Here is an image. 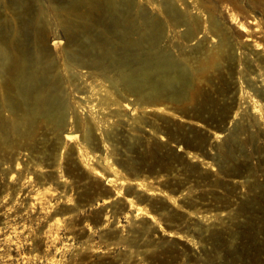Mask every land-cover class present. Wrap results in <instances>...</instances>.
I'll return each instance as SVG.
<instances>
[{"label":"rangeland","instance_id":"rangeland-1","mask_svg":"<svg viewBox=\"0 0 264 264\" xmlns=\"http://www.w3.org/2000/svg\"><path fill=\"white\" fill-rule=\"evenodd\" d=\"M162 2L0 0V49L20 69L15 83L7 75L13 92L0 82V264H264V119L243 106L215 120L240 97L264 100V0H196L190 39ZM62 24L80 33L69 47ZM120 70L140 93L113 87ZM45 82L67 104L57 128L31 123L22 103ZM160 91L186 98H147ZM197 109L215 121L189 117ZM230 121L246 129L236 142Z\"/></svg>","mask_w":264,"mask_h":264},{"label":"bare ground","instance_id":"bare-ground-1","mask_svg":"<svg viewBox=\"0 0 264 264\" xmlns=\"http://www.w3.org/2000/svg\"><path fill=\"white\" fill-rule=\"evenodd\" d=\"M112 1L113 0H106L107 6L110 3H112ZM166 1L164 0V2L160 3V6L159 7H161V11L164 12L167 15L168 20L171 23L172 27L176 28V27H179V26H186L187 28H186L185 32L182 33V35H184V37L186 39H190L191 37H193V33H194L195 29L191 27V23L189 24L187 22V18H186L187 17V14H186V12L188 11V9L189 10L196 9V7L198 5L197 2H196V0H169V1H172L173 2L172 4H170V3L166 2ZM176 1L177 2L178 1H181L182 5H183V8H182L183 10L182 11H179L178 9H176V7H174V5H176ZM79 5H80L79 3H75L72 6V8H71L72 11H74V12L77 11L78 8H79ZM174 8H175V10H177L176 13H175ZM189 17H190V15L188 16V18ZM237 23H238V26H237L238 30H240V32H242V34H244V36L246 35V38L245 39L247 41L250 40L251 38H249V34H248L249 31L246 30V29H248V28L245 27L246 25L244 26L242 24V22L241 23L237 22ZM192 24H194V23L192 22ZM62 25H64V26H60V36L64 40L65 46H68L69 44L73 43L76 39H78L80 33L71 30L68 25L67 26H65V24H62ZM215 25H216V23H215ZM250 31H251V29H250ZM33 39H34V42H36L38 44L40 50H42L43 52L46 49V47L48 48V45H47V39L48 38H46V36L44 35V32L43 31L41 32L40 30H37L35 32V35L33 36ZM219 41H220V44L223 43V39H219ZM224 41H225V38H224ZM252 43H253V41H252ZM255 43H256V41H255ZM257 46H258V44H257ZM199 47H200V45H197L196 46V49L198 50ZM257 48H259V47H257ZM173 61H174L173 58H169V57L165 58L164 56H161L160 57V60L158 61V65L160 67H162L163 65L164 66L171 67L173 65L172 64ZM66 65H67L66 67L69 68V69H72V68H75V67H79L80 66V65H78L77 63H75L71 59H68ZM81 65H83V64H81ZM83 66H85V65H83ZM117 66L118 67H125L126 66V63H120ZM39 71L42 72L43 74H48V73H50L52 71V65H50V63L43 62V65H42L41 68H39ZM82 73H83V71H82ZM19 74H20V69H19V66L17 64V58L15 60L14 59H11L10 56L8 55V53H6L5 48H1L0 49V82L2 83V86H3V90L4 91H6V92L7 91L13 92L14 89H16L15 86L17 85L16 84L15 86H12L11 84H8L9 82L7 81V75L10 77V81H13L15 83V77H16V80H17ZM132 74H133L132 71L120 70V71H118L117 74H115L116 75L115 78L114 79H111V84L113 85V87H117L118 86L121 89L127 91L128 93H134V94L137 93V92L140 93V90L139 89L141 88V86L134 85V84L131 83V81H128L129 76L132 75ZM27 78L31 79L32 77L31 76H28ZM29 81H31V80H29ZM249 81H250V79H249ZM259 81L261 83V89H262V86L264 88V79L261 78ZM251 82H253V81L251 80ZM46 84H47L46 82L43 83L42 85L41 84H35V85L31 86L30 88L25 89V91H27V93H26V96L23 98V102L22 103H25L28 106L29 114L31 115V118H30V122L31 123H33L34 120H36V118L38 116H40L45 121L52 123L53 127L55 126L54 128H57L63 122V119H64L65 114H66V110H67V104L64 101H61L58 98L56 99L55 97L52 96L53 95V92L56 89V87H53L52 89L46 88ZM248 84H249V82H248ZM254 84H255V82H254ZM252 86H253L252 88H254V90H255L256 85H252ZM262 92H264V90ZM195 94H199L198 91H196ZM147 98L148 99L157 98V99H159L160 102L161 101L168 100V101H170L172 103L173 102L174 103H177L178 101L186 98V96H185V93L184 92H167L166 95H165V93L163 91H160L155 96H150V97H147ZM246 98H247V96H246ZM246 98H241L240 97L238 99L239 102L237 101L238 103L231 102V104H229V106L225 105L224 106V110L221 113L220 117L217 118V119H215V120H221L224 123L225 121L228 122V120L231 119V118L232 119H236L237 117H240L239 115H243V114H241V112L243 110V106L245 107V109H247L246 107H248V106H250L252 108V114H254V116L251 115V111L249 112L250 113L249 116H252L253 118L252 117L251 118L254 121H256V123H257V121H259V119L263 120L264 119V102H263L264 100L262 102H260L259 99H256V96L249 97V99H247V100H246ZM242 99H244V100L242 101ZM262 99H264V98H262ZM191 102H194V100H192ZM18 104H19L18 101H17V103H11L10 104V107L8 108L9 113L14 117V119H17V124L15 126L12 125L14 127L13 130H14L15 133L16 132H19L20 129H21V127H22V124H21V122H19V118H18V112H19V110L17 108ZM35 108H37V111L34 110ZM189 117L194 118V119L203 120V121H205L207 123V125H209L208 123L211 124L213 121H215L214 119H207V118H205V116L202 114V110H200V109H197V111H194V113L192 115H189ZM237 120H235V121H237ZM227 122H225V123H227ZM238 123H240V122H238ZM252 123H254V122H252ZM252 123H251V125H253ZM230 124H231V121H230ZM248 125H250V124H248ZM231 126H232V124H231ZM241 126H240V124H235L234 126H232L231 129H222L223 132H224V130L227 131V134H226L227 135L226 136L227 141L228 140H231L233 142H236L237 139H239L238 138L239 135H241L242 132L246 131V129L243 128V127H241ZM248 127L250 128V126H248ZM249 128H247V129H249ZM218 129H219V127H218ZM71 133L72 132H66L65 135H64V137L66 139L67 138H71L72 137V134ZM214 134H215V132H214ZM242 134H245V133H242ZM215 135H216L215 136L216 138L222 137V135H220V134H215ZM251 137H252V135H251ZM253 137H256V136H253ZM74 138H76V137H74ZM72 140H74V139H72ZM81 158H83V157H81ZM111 173H112V171H111Z\"/></svg>","mask_w":264,"mask_h":264}]
</instances>
